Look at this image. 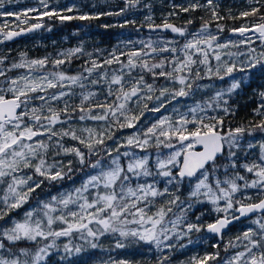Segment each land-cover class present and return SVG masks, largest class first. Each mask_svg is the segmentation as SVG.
Segmentation results:
<instances>
[{"label":"snow or ice","instance_id":"snow-or-ice-1","mask_svg":"<svg viewBox=\"0 0 264 264\" xmlns=\"http://www.w3.org/2000/svg\"><path fill=\"white\" fill-rule=\"evenodd\" d=\"M254 2L258 3L259 0ZM139 3L140 0H125V7L115 13L70 15L66 13L76 11L75 5L58 9L50 6L49 0H38V7L28 8L23 12H0V16L15 17L19 29L6 31L9 25H0V43L46 27L51 31V27L43 22L45 17L49 20L58 19L61 23L74 19L94 20L101 15H122ZM175 7H179L184 13L195 12L200 8L211 10V20H204L194 32H190L188 27L193 24L191 19L184 25L177 26L169 23L167 17L162 24L154 23L151 15L145 17L150 32L168 31L185 38V42L179 47L176 46L179 41L175 38L158 37L154 40L149 37L147 40H129L128 44L139 43L141 47L129 52H118L114 48L102 62L97 59L86 61L83 71L77 74H68L58 69L65 63H71L73 57L85 54L82 44L59 52L56 59L48 56L28 59L26 53H21L19 62L11 63L7 69L0 67V77H6V72L12 69L28 70L26 75L0 81V185L5 186L0 188V222H3L0 223V264H41L49 255L50 249L57 248L56 241L61 237L68 238V242L63 245V259L68 264H73L72 256H79L89 249L100 247L98 241L106 234H118L121 238L134 237L146 244H155L158 250L163 251L164 248L175 247L170 243L172 239L181 240L192 232L203 230L220 234L233 220H239L250 213L264 212V198L256 203L234 199L244 189L254 188L264 192V143L260 144L261 155L258 161L239 165L247 173L253 174L254 179L247 181L245 176L235 171L230 177L226 175L223 180L215 177L209 183L210 176H214L217 170L216 161L219 156L226 154L229 161L224 165L225 172L229 167L235 170L237 152L233 149H240L245 134L264 132V90L258 93L261 103L253 110L255 115L262 117L258 124L228 128L225 131L223 117L208 115L209 110L231 114L234 109L228 106V99L225 97L230 98L237 93L254 70L259 69L264 74V51L257 53L252 47L255 42L253 37L264 45V14H261L260 8L252 7L237 16L230 15L233 20H245L239 27L229 29L241 39L239 42L226 40L221 43L219 34L224 32V25L216 24L217 33H209L212 20L224 19L219 15L213 0H206L205 4L196 0L188 6ZM0 8H3V0H0ZM32 14H35V23H30ZM175 15V11L169 13V16ZM129 23L134 24L135 21L125 20L119 27H125ZM21 24L28 26L19 27ZM241 46L247 51L229 50L239 49ZM164 53L172 54L171 59L163 57ZM87 55L91 57L92 54ZM157 55L162 57L159 61H155ZM121 57H125L126 63ZM5 59L6 57L0 56V65L4 64ZM49 63L57 70L43 71ZM113 64L120 65L119 74L113 71L109 78L108 73L103 72L100 80H90L92 85L106 81L107 95L103 102H93L97 96L94 91H81L79 105L73 106L69 102L71 97L77 95L73 91L74 86L85 89V80L98 69ZM137 68L150 73L154 80L163 77L165 81L178 86H163L158 89L159 95H154L157 90L154 84L146 82L144 75L132 77V71ZM37 72L39 74H35ZM237 73L242 75L237 78ZM126 75L131 79L126 80ZM205 78L220 81L227 78L229 83L217 90L208 102L197 101L184 112L173 108L175 119L171 114L163 115L145 131L127 137L123 143L117 142L115 147L107 144V141L113 139V127L133 128L145 111L159 113L162 109L166 110L173 101L178 102V98L191 97L201 87H211L198 83ZM113 86H116L115 91ZM50 89L57 91L49 92ZM33 99L41 103L29 108L28 105ZM152 100L157 102V106L149 109L144 101ZM61 101L64 102L62 108L53 106ZM130 104H143L139 115L132 114ZM74 116L79 121L103 122L108 127L69 126L59 131L54 130L58 124H71ZM64 137L76 141V144L65 146L62 142ZM149 147L157 149L155 171L150 167V155L139 156L131 151L132 148H138L146 152ZM247 147L253 148L254 145L249 143ZM53 148L58 150L54 155L74 157L79 170L84 174L81 184L69 191L51 195L47 200H37L36 206L24 211L19 219L10 217L9 213L29 204L33 194L45 181L51 183L63 181L65 178L71 179L73 160H68L67 164L57 160L50 163L47 153ZM121 148L129 150L121 152ZM161 148L170 150L162 158L159 152ZM122 159H126V162H122ZM25 169H31L32 174L24 172ZM36 176L43 179H35ZM158 176L167 178V185L180 184L185 178L195 177L196 183L187 197L192 202L186 204L181 201L180 196L171 192L167 186L161 191L155 179ZM141 177L152 179L134 183V180ZM164 196L171 198L149 214L155 198ZM201 196L215 206V212L224 215L206 225L187 222L186 211L194 203H203ZM220 201L225 202L222 207L219 205ZM174 206L180 207V215L169 219ZM232 212L239 215H231ZM199 220L200 217H197V221ZM262 221L264 217L256 219L253 223L258 229L249 227L241 236L236 237L237 241H247V244L226 264H264ZM133 224L136 227L130 228L129 225ZM74 237L83 243L73 244ZM41 241L50 243L38 247L31 260L20 258L28 257L30 249L18 247L19 244ZM189 243L192 241L189 240ZM229 246L238 245L229 242ZM116 247L124 248L125 244L118 240ZM180 247L185 245L180 244ZM218 255L219 253L205 254L202 258L193 256L187 264H208L209 261L216 260ZM168 260L169 257L163 256L157 264H168ZM80 264L85 262L81 261ZM113 264H128V261L121 260Z\"/></svg>","mask_w":264,"mask_h":264},{"label":"trees","instance_id":"trees-1","mask_svg":"<svg viewBox=\"0 0 264 264\" xmlns=\"http://www.w3.org/2000/svg\"><path fill=\"white\" fill-rule=\"evenodd\" d=\"M95 4V0H91V3ZM190 2H196V0H140V3L137 7L131 8L122 15H101L98 19L94 20H71V21H65L61 23V40H60V52L72 49L78 46L83 45L84 48V55H80L78 57H73L71 60V63H65L64 65H61L58 70H63L67 72L68 74H77L83 71V68L86 66V61H89L90 59H97L98 61L102 62L104 59L109 57V54L112 52L114 48L117 49V51H123V52H129L131 50L139 49L141 45L139 43L134 44H128L127 42L129 40L132 41H139L141 39L147 40L149 37L152 39H157L158 37H163L165 39H172L175 38L179 41V44L176 45L179 47L185 42V38L178 37L176 34L171 32H157L153 33L149 30H143L141 26H147V22L145 21V17L151 15L153 18V22L156 24H162L164 22V18H168V22L174 23L177 26H182L185 24V22L189 19L193 20V24L189 25V31L194 32L197 31L200 28V25L203 23L204 20H211V10L208 8H200L197 9L195 12H188L184 13L179 10V7H175L178 5L182 6H188ZM206 0H199L200 4H205ZM78 4H81L84 8H86L90 4V0H78ZM213 4L217 6V11L220 16L224 17L222 20H212L210 24V29L215 30L216 24H222L224 25V32L220 35V37L229 36L230 31L229 29L233 27H239L241 24L245 23V20H233L230 18L231 16H237L240 12L245 10H250L252 8V4H255V7H258L261 9V14H264V0H259L258 3H254V0H213ZM125 7V0H109L107 1L106 5V12H119L121 8ZM101 12V8L99 9ZM175 11L177 15L175 16H169L170 12ZM82 12H76V15H81ZM95 14V13H93ZM250 20H255L257 18H249ZM125 20L128 21H135L134 24L129 23L125 27H119L120 24H123ZM105 25H108V27H105ZM65 33V35L63 34ZM235 38H241L240 36H235ZM254 43H257L258 46L256 49V52L259 53L261 51H264V46L261 44L259 40L255 41ZM254 45V44H253ZM162 46V45H159ZM245 49L244 46H241L238 50L241 51ZM91 53V57H89L87 54ZM170 53H164L163 57L167 59H171ZM162 57L160 55H157L155 57V61H159ZM121 60L126 61L125 57H121ZM87 66H90L87 65ZM115 66L117 67L118 64H113L110 66L105 67H111ZM104 67V68H105ZM98 69L96 72L92 74L91 77H89L88 80H85L84 83L86 85L85 89H81L78 86H74L73 91L77 94L70 98V103L73 106L79 105L80 103V97L79 93L81 91H94L97 93V96L93 99L94 103H101L105 100V97L107 95V84L100 83L96 85H92L90 83V80L98 73L104 70ZM201 75H203V66H201ZM57 69L51 68L50 71H54ZM43 71H49L46 67ZM159 71V70H157ZM127 73V72H126ZM16 73L9 72L6 75L11 76ZM144 75V78L147 83L154 84V88L158 91L159 88L169 85L172 86L173 84L171 82L165 81L163 77H160L156 80L153 79L152 75L147 72H142L141 69L137 68L132 71V77H138L139 75ZM87 75V73H85ZM242 74L239 75V73L236 74L237 78H239ZM126 80L131 79L127 75L125 76ZM207 81H211L214 84H217L218 86L222 85L223 87H226L229 83V80L225 78L224 81H220L218 79L212 78V79H203ZM201 81V80H200ZM199 81V82H200ZM198 82V83H199ZM177 86V85H173ZM172 86V87H173ZM115 87L113 86V91H115ZM209 91L200 93V98L202 99L207 94H211L213 88L209 87ZM264 90V74H261L259 69L254 70L249 78L246 79V82L242 85L241 89L237 91V93H234L230 98L225 97V99H228V106L234 111L229 114L225 115L222 111L216 110V111H208L209 116H220L224 118L225 123V131H227L228 128H235L240 126H250L253 124H258L262 117L255 115L253 110L258 107V105L261 103V99L258 95L260 91ZM56 89H50L49 92H54ZM35 95V94H33ZM214 94H211L210 98ZM69 99V98H65ZM180 99H183L185 101H190L191 105H193L196 98L193 96L191 97H182ZM40 101L38 100H31L28 107L31 108L32 106H38L40 105ZM56 108H62L64 106V102H57L53 105ZM87 106V104L85 105ZM146 115V114H145ZM78 116V114H77ZM77 117L74 116L73 119H76ZM146 116H142L140 118V123L143 124L142 131H145L147 127H150L152 123L155 122L154 118L151 119H145ZM71 125L64 124V127L68 128ZM125 129V130H132L128 127L125 128H119L115 127L113 128L114 131ZM47 139L46 137L44 138ZM256 139L257 143L253 144L250 142V140ZM65 146H72V144H76V141L71 140L69 137H64L62 141ZM110 142V140L108 141ZM251 143L254 145L253 148H248L247 145ZM264 143V132L256 131L251 134H245L243 139L241 140V147L240 149H233V151L237 152V168L233 170L232 168H228L227 172H225L224 165L228 164L229 161L227 159L226 154L220 156L217 158L216 161V172L214 173V176H210L209 183L213 182V179L215 177H219L221 180L225 178V176H232L235 171H238L240 175L245 176V179L247 181H251L254 179V175L251 173H247L243 168L239 167V165L245 164V162H248L251 164L252 162L258 161L259 157L261 155V149L260 144ZM82 147V146H81ZM155 147H153L154 149ZM58 151L57 149H50L47 153V159L51 163L53 160H61L64 164H67L68 160H73V172L71 173V179L65 178L63 181H56V182H49L45 181L44 184L41 186L40 189H37V191L33 194L31 200L29 201V204H26L23 209L21 210H27L29 206L35 205L37 200H47L50 198L51 195H57L60 192H65L73 189L74 187H78L83 178L84 174L82 171L79 170V166L76 164L74 157L72 156H64V155H54V153ZM123 162H125V159H123ZM66 170V169H65ZM87 171V169H85ZM176 171L175 169L173 170ZM212 169L209 167V172H211ZM35 179H43V177H34ZM152 179V178H150ZM187 180L184 179L182 183L180 184H173L171 185L174 189V192L176 195L180 196V199L189 201L187 199L188 193L191 191L192 186L196 183V178L193 180H189L190 183L187 184ZM243 183V182H238ZM163 183H161V186ZM215 185L213 184V187ZM5 187L4 185H0V188ZM264 192H262L259 189L249 188L244 189L242 192H239L235 195V200H241L245 203H251L259 200ZM245 197H251V199H245ZM201 200H203V203H194L193 207L190 210L186 211L187 216V222L191 223H198L201 225H206L207 223H211L214 220H216L218 217H221L224 215V213H217L215 212L214 205L208 202L203 196L200 197ZM157 206L161 205L162 200L160 197H158L156 200ZM190 203L192 201H189ZM224 201H220L219 205L222 207L224 205ZM181 209L180 207L174 206L172 209L171 215L174 218L176 215H180ZM201 213L204 215L201 216ZM21 212H12L9 213L10 217L19 218ZM236 214V212H232L231 215ZM169 214V217L171 216ZM197 217H200V220L197 221ZM264 217V212L258 213L255 216L248 218L247 220L243 221H237L230 226L227 231L223 235L222 241L217 238V236H214L210 233H208L206 230H203L201 232H197V234L200 235V240L202 242V246L205 248L207 252L210 254H216L219 253L216 260H211L208 262V264H226L227 258L229 257V253L235 249L236 247L229 246V242H232V244L235 243V239H233L234 236L242 234L244 230L245 223L251 222L255 219ZM8 219V218H6ZM264 222V221H262ZM3 223V222H0ZM120 241L125 244L124 248H117L116 243L117 241ZM247 242V241H246ZM44 243H47V241H41L39 243H32V242H24L18 245V247H28L30 249V254L28 256V260H31V255L36 251V249L40 246H42ZM83 243L78 238H73V244H81ZM56 244L60 247H62L64 244H61L59 240L56 241ZM100 247L97 249H89L87 252L82 253L80 255L84 256L88 260H82L80 255L79 256H72V259L74 260V264L80 263L81 261L85 262V264H93V257L94 256H100L103 255L106 251H109L110 253H115V260L116 262L121 261V256L125 254H135V257L132 260H128V264H155V261L162 255V251L158 250L155 246V244H146L145 242L138 241L134 237H128V238H121L118 236V234H106L101 238V240L98 242ZM85 248H88L87 244H84ZM15 252L16 249H13ZM51 253L49 256L41 262V264H53L52 262L56 260H60L64 257L63 252H59L58 250L51 249ZM18 254V253H17ZM147 255H150L151 259L149 260L146 258ZM62 256V257H61ZM21 259H25L24 256H21ZM64 262V260H63ZM58 264V263H55Z\"/></svg>","mask_w":264,"mask_h":264},{"label":"rangeland","instance_id":"rangeland-1","mask_svg":"<svg viewBox=\"0 0 264 264\" xmlns=\"http://www.w3.org/2000/svg\"><path fill=\"white\" fill-rule=\"evenodd\" d=\"M102 1L105 2V3H106L107 1L109 2V0H102ZM205 3H206V2H205ZM254 3H255V2H254ZM73 5H75V6H76V9H77V10L74 11V12H82V14L85 13V8L81 7V5L78 4V3H76V2H72V3H70L69 5H67L66 7H68V6H73ZM254 5H255V4H252V7H255ZM34 7H36V5H35V6H34V5H29V6H25L24 8H22V9H20V10H10V11L13 12V13H17V12H23V11H25V10L28 9V8H34ZM91 7H92V6H91ZM59 9H62V7L59 8ZM0 12H8V11H7V10H3V11H0ZM3 17H5V16H3ZM7 22H10V20H6V21L0 22V23H1V25H4V24H6ZM209 33H211V34H216L217 32H216L215 30H212V29L209 28ZM221 34H222V33H220L219 36H220ZM240 39H241V38H235V36H232V35L229 34V36L220 37V42L223 43V42H225L226 40H233V41L239 42ZM253 39H254L255 41L258 40V39H255V37H253ZM257 46H258L257 43H254V45H252V47H254V48H257ZM263 46H264V45H263ZM229 50L232 51V52H237V51H239L237 48H231V49H229ZM246 51H247V49L245 48V49L241 50L240 52H246ZM245 59H246V57H245ZM125 63H126V61H125ZM119 69H120V65H118L117 67H115V66L105 67L103 71L98 72V73H97L92 79L100 80V78H101V77H100V74L103 73V72H107V73H108V76H109V78H110L111 75H112V73H113V71H116V73L119 74ZM126 72H127V70L125 69V73H126ZM26 74H27V71H22V72H18V73L14 74V75L9 76L8 78H15V77H18V76H21V75H26ZM35 74H39V72H37V73H35ZM239 75H240V73H239ZM101 83L107 84L106 81H101ZM99 84H100V83H99ZM199 84H200V85H211V88H213L211 94H214L217 90H219L220 88L223 87L222 85L218 86L217 84H214L213 82H211V81H207V80H201V81L199 82ZM166 86H168V87H172L173 85H172V86L166 85ZM177 86H178V85H177ZM208 88H209V87H201L199 90H197V91L194 93L193 97L196 98V100L194 101V103L197 102V101H200V102H208V101H210V99H209L210 96H211L210 93L207 94V95H206L205 97H203L202 99L200 98V95H198V94H200V93H203V92H207V91H209ZM56 91H57V90H56ZM153 94H154V95H159V91H155ZM144 103H147L149 109H151V108L157 106V102H156L155 100H152V101H144ZM194 103H193V104H194ZM188 106H191V102H190V101H185V100H183V99L178 98V102H177V101H173L172 104L169 105V106L167 107L166 110H165V109H162L161 112H159V113H154V112H152V111H145V113H144L143 116H146V118H145L146 120H147V119L154 118V119H155V122H156L161 116H163V115H169V114L173 115V119H175V118H176V114L172 112V109H173V108H177V109L179 110V112H184V111H186V109H187ZM129 107L132 108V114L139 115V112H140V110L142 109L143 104H141V105L130 104ZM145 114H146V115H145ZM121 120H122V118H121ZM68 125H71V127H75V128H81V127H95V128H100L101 126H103V127H108V125H107V124H104L103 122H96V121H92V120L79 121L78 118L73 119L72 122H71V124H68ZM61 128H66V127H64V124H63V125L58 124V125H56V127H55L54 130L59 131ZM113 128H115V127H113ZM113 128H112L113 139L110 140V142L107 141V144H108L109 146H111V147H115L117 142H119V143H123V142L125 141V139H126L127 137H129V136H132V135H134V134H136V133L143 132V131H142V129H143V124L140 123V122H138V123L136 124L135 127L130 128V129H132L131 131H130V130H125V129H120V130H116V131H114ZM44 138H45V137H42V139H44ZM255 140H256V139H252V140H250V142H252L253 144H255V143H257V141H255ZM72 145H74V144H72ZM128 150H129V149H127V148H121V152H123V151H128ZM131 151L134 152V153H136V154L139 155V156H143V155H146V154L150 155V157H151V158H150V167L152 168L153 171H155V167H154V165H155V159H156V154H157V149H156V148L153 149V147H149V148L146 150V152H142V151H141L140 149H138V148H132ZM169 151H170L169 149L161 148V149L159 150L160 155H161V158H162L163 156H166V155L168 154ZM58 161H61V160H58ZM122 162H123V159H122ZM125 162H126V159H125ZM245 163L249 164L248 162H245ZM24 172H26V173H28V174H32V170H31V169H25ZM155 179H156V181L158 182V183H157V187H158L161 191L164 189V187L167 186V187H169V190H170L171 192H174V189L172 188V186H171V185H167V178L159 177V176H158V177H156ZM146 180H147V181H150L151 179H150V178L141 177L139 180H134V183H137V182H138V183H143V182H145ZM186 182H187V184L190 183V181H186ZM161 183H163L162 186H161ZM193 186H194V185H193ZM193 186H192V187H193ZM263 195H264V194H263ZM263 195H262V196H263ZM157 198H158V197H157ZM157 198H155V200H156ZM170 198H171V197H169V196L160 197V199L162 200L161 205L164 204V203H165L168 199H170ZM181 201H185L186 204H187V203H190L189 201H186L185 199H184V200L181 199ZM35 206H36V204H35V205L33 204L32 206L30 205L29 208H30V207H35ZM158 206H159V205H158ZM158 206H157L156 201H154V206H151V207H150L149 214H151L152 212H155V211H156V207H158ZM29 208H28V209H29ZM28 209H27V210H28ZM24 211H26V210H21V209L16 210V212H21V213H22L20 216L23 215V212H24ZM170 215H171V213H170ZM172 217H173V216L171 215V216L168 217V218H169V219H173ZM19 218H20V217H19ZM19 218H18V219H19ZM255 220H256V219H255ZM255 220H253V221H255ZM253 221L245 223V226H244V230H243V232H244V231H247V229H248L249 227H252V228H254V229H258V226H257L256 224H254ZM129 227H130V228H134V227H136V225H134V224H133V225H129ZM243 232H242V233H243ZM241 235H242V234H239V235H236V236L233 237V239H235V243H234V244H236V245H238V246H237L235 249H233V250L229 253V257L227 258V261H228L232 256H234L236 252H238V251H242V250H243V245H244V244H247L246 241H243V242L241 243L240 241H237V240H236V237H237V236H241ZM101 238H102V237H100L99 241L101 240ZM58 240H59V242H60L61 244H65V243L68 242V238H64V237H61V238H59ZM189 240H191L192 243H189ZM99 241H98V242H99ZM47 243H50V241H47ZM170 243H172L173 245H175V247H173L172 249L164 248L163 251H162V253H161L162 255H161V256L155 261V264H157V261H158L159 259H161L163 256H167V257H169L168 264H182V262H183V264H187V262H188L193 256H196V257H198V258H202L205 254H210V253L207 252V251L205 250V248L202 246V242H201V240H200V235L197 234V232H192V233H190L188 236L184 237V238L181 239V240L172 239V240L170 241ZM180 244H184L185 247L181 248V247H180ZM55 249L58 250L59 252H63V246L60 247V246L57 245V248H55ZM51 252H52V251H51V249H50L49 254H50ZM34 253H35V251H34ZM34 253H32V255H34ZM32 255H31V256H32ZM48 256H49V255H48ZM48 256H47V257H48ZM47 257H46V258H47ZM61 257H62V256H61ZM80 257H81L82 260H85V261L88 260L87 258H85V257L82 256V255H80ZM134 257H135V254H125V255L121 256L120 259H121V260H126V261L129 260V261H130V260H132ZM20 258H21V257H20ZM24 258H25V259H28V257H24ZM46 258H45V259H46ZM115 258H116L115 253H110L109 251H106L103 255H100V256H94L92 260H93V264H113V262H116ZM146 258H148L149 260L151 259L150 255H147ZM45 259H44V260H45ZM44 260H43V261H44ZM63 260H64V262H63ZM71 260L73 261V264H74V260L72 259V257H71ZM43 261H41V262H43ZM227 261H226V262H227ZM52 263H53V264H55V263H58V264H68V261H67L66 259L61 258V259L58 260L57 262H56V260H55V261H53ZM77 264H80V263H77Z\"/></svg>","mask_w":264,"mask_h":264},{"label":"flooded vegetation","instance_id":"flooded-vegetation-1","mask_svg":"<svg viewBox=\"0 0 264 264\" xmlns=\"http://www.w3.org/2000/svg\"><path fill=\"white\" fill-rule=\"evenodd\" d=\"M72 2H78V0H49L50 6H55L58 9L62 7L65 8L67 5H69ZM29 5H36V7L39 6L38 0H3V8H0V11L7 10L8 12H11L10 10H20L24 8L25 6ZM81 5V4H80ZM107 2H103L102 0H95L85 8V13L93 14V13H104L106 10ZM92 6V7H91ZM81 7H83L81 5ZM84 8V7H83ZM101 8V12L99 9ZM70 15H76V12L72 13H66ZM32 17L30 19V23H35L36 20L34 19L35 14H32ZM10 20V22H7L6 24L9 25V28L5 29L7 30H19L17 28V21L15 20V17L11 16H0V22ZM44 24L46 26L51 27V31L47 30L46 28L38 29L36 31L31 32L28 35H25L23 37H15L11 41H4L3 43H0V56L6 57L4 64L0 65L2 68H9L11 63L13 62H19L20 60V54L26 53L28 59H39L43 58L45 56L50 57V59H56L58 58L57 54L60 52V40H61V22L58 19H52L49 20L47 17L43 20ZM1 25V23H0ZM28 25H19V27H27ZM143 26H141L142 28ZM65 35V33H63ZM48 70L50 71L51 68H53L52 64L49 63L47 66ZM54 69V68H53ZM22 71H28L25 68H17L12 69L9 72H22ZM9 76L6 75V77H0V81H3L5 78H8ZM20 111V110H18Z\"/></svg>","mask_w":264,"mask_h":264},{"label":"water","instance_id":"water-1","mask_svg":"<svg viewBox=\"0 0 264 264\" xmlns=\"http://www.w3.org/2000/svg\"><path fill=\"white\" fill-rule=\"evenodd\" d=\"M169 23H171V22H169ZM174 24V23H173ZM142 29L143 30H149L148 28H147V26H143L142 27ZM161 32H168V31H161ZM31 32H28V33H25V34H23V35H20V36H17V37H23V36H25V35H28V34H30ZM230 35H232V36H239L238 34H232L231 32H230ZM197 150H200L199 148L197 149ZM220 157V156H219ZM218 157V158H219ZM195 178V177H194ZM194 178H185L186 180H193ZM261 198H264V195L261 197ZM260 198V199H261ZM256 202H258V200L257 201H255V202H251V203H256ZM258 213H262V212H255V213H250V214H248L246 217H241L239 220H233L232 221V223H230L225 229H223L222 230V232L220 233V234H212V233H210V234H212V235H214V236H217L220 240H222L223 239V234L225 233V231L233 224V223H235V222H237V221H242V220H246V219H248V218H250V217H253V216H255L256 214H258ZM235 215H239V213H237L236 212V214ZM222 217V216H221ZM215 221V220H214ZM213 221V222H214ZM209 233V232H208Z\"/></svg>","mask_w":264,"mask_h":264},{"label":"bare ground","instance_id":"bare-ground-1","mask_svg":"<svg viewBox=\"0 0 264 264\" xmlns=\"http://www.w3.org/2000/svg\"><path fill=\"white\" fill-rule=\"evenodd\" d=\"M250 218H251V217H250ZM246 220H247V219H246ZM242 221H243V220H242ZM231 226H232V225H231ZM226 231H227V230H226ZM226 231H225V232H226ZM223 235H224V234H223ZM217 238H218V237H217ZM219 240H220V239H219ZM220 241H222V240H220Z\"/></svg>","mask_w":264,"mask_h":264}]
</instances>
